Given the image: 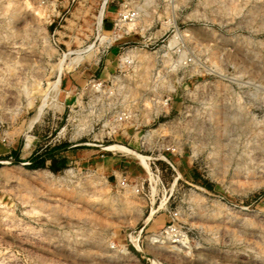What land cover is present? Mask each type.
<instances>
[{
	"label": "rangeland",
	"instance_id": "1",
	"mask_svg": "<svg viewBox=\"0 0 264 264\" xmlns=\"http://www.w3.org/2000/svg\"><path fill=\"white\" fill-rule=\"evenodd\" d=\"M0 264H264V0H0Z\"/></svg>",
	"mask_w": 264,
	"mask_h": 264
},
{
	"label": "built area",
	"instance_id": "2",
	"mask_svg": "<svg viewBox=\"0 0 264 264\" xmlns=\"http://www.w3.org/2000/svg\"><path fill=\"white\" fill-rule=\"evenodd\" d=\"M119 23H128L131 22L133 19L136 18V13L134 12H127V13H122L119 15ZM117 26V24L114 23V27ZM121 185L124 186V182L121 181ZM169 237H171L172 243L176 244H181V241L186 238V235L181 231L180 228L177 227H168L167 230L164 231Z\"/></svg>",
	"mask_w": 264,
	"mask_h": 264
},
{
	"label": "bare ground",
	"instance_id": "3",
	"mask_svg": "<svg viewBox=\"0 0 264 264\" xmlns=\"http://www.w3.org/2000/svg\"><path fill=\"white\" fill-rule=\"evenodd\" d=\"M107 148H110V149H121V150H123V151H128V150H125V148H123V147H120V146H115V147H107ZM145 169H147V166H145ZM136 239V238H135ZM132 240H134V239H132ZM135 244V243H134ZM135 246H136V244H135Z\"/></svg>",
	"mask_w": 264,
	"mask_h": 264
},
{
	"label": "trees",
	"instance_id": "4",
	"mask_svg": "<svg viewBox=\"0 0 264 264\" xmlns=\"http://www.w3.org/2000/svg\"><path fill=\"white\" fill-rule=\"evenodd\" d=\"M16 159L18 158V156L15 157ZM39 159H35L33 161L34 164H36L38 162ZM47 168H49L50 170H55L52 166H48Z\"/></svg>",
	"mask_w": 264,
	"mask_h": 264
}]
</instances>
